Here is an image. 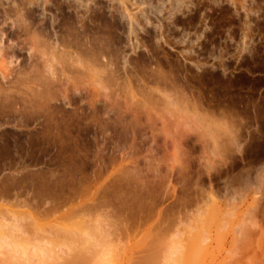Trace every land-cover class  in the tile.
<instances>
[{
    "label": "rangeland",
    "instance_id": "1",
    "mask_svg": "<svg viewBox=\"0 0 264 264\" xmlns=\"http://www.w3.org/2000/svg\"><path fill=\"white\" fill-rule=\"evenodd\" d=\"M0 224L30 264H92L94 227L105 264L178 230L181 264H264V0H0Z\"/></svg>",
    "mask_w": 264,
    "mask_h": 264
},
{
    "label": "bare ground",
    "instance_id": "2",
    "mask_svg": "<svg viewBox=\"0 0 264 264\" xmlns=\"http://www.w3.org/2000/svg\"><path fill=\"white\" fill-rule=\"evenodd\" d=\"M177 1H179V0H177ZM8 7V6H7ZM25 7V6H24ZM177 8V7H176ZM20 11V10H19ZM17 12H18V10H17ZM27 12V11H26ZM19 13V12H18ZM129 13V12H128ZM15 14V13H14ZM20 14V13H19ZM24 14V13H23ZM132 15V14H131ZM20 16H21V14H20ZM133 16V15H132ZM16 17V16H15ZM23 17V16H22ZM18 19V18H17ZM27 22V21H26ZM22 23V22H21ZM133 31V30H132ZM71 36V35H70ZM56 38V39H55ZM55 38H52L53 39V41H54V39H55V43H53L52 42V44L50 43V45L52 46H57V45H60V41H59V38H57V37H55ZM2 40V39H1ZM50 40V39H49ZM52 41V40H51ZM11 42V41H10ZM45 43H47V42H45ZM69 44V43H68ZM18 46V45H17ZM61 47V46H60ZM17 48V47H16ZM30 48V47H29ZM62 48V47H61ZM2 49V48H1ZM39 49V48H38ZM45 50V49H44ZM90 50V49H89ZM4 51V50H3ZM39 51V50H38ZM41 51V50H40ZM46 52V51H45ZM45 52H43V53H45ZM50 53L48 54L47 52V54L48 55H50L51 54V52L52 51H49ZM88 52V51H87ZM11 53V52H10ZM30 53V52H29ZM42 53V56L43 55H45V54H43ZM47 54H46V56H47ZM54 53H52V55H50V57H52V59H54L53 57L55 56V55H53ZM2 56V55H1ZM18 56V55H17ZM39 56H40V54H39ZM46 56H44L43 58L44 59H42V60H44L45 62H47V61H49V59H51L50 57H46ZM102 56V55H101ZM57 57V56H56ZM58 58V57H57ZM71 58V57H70ZM38 59H40V58H38ZM40 59V60H41ZM40 62V61H39ZM94 64V63H93ZM44 66V65H43ZM97 67V66H96ZM76 68V67H75ZM37 69V68H36ZM47 69V68H46ZM53 69V68H52ZM56 69V68H55ZM103 70V69H102ZM82 72V71H81ZM101 72V71H100ZM2 73V72H1ZM54 73V72H53ZM103 73V72H102ZM6 75V74H5ZM1 77H2V75H1ZM94 77V76H93ZM92 77V78H93ZM45 78V77H44ZM80 79V78H79ZM107 80V79H106ZM94 81V80H93ZM118 81V80H117ZM63 82V81H62ZM46 85V84H45ZM48 86V85H47ZM55 87V86H54ZM112 87V86H111ZM47 88V87H46ZM166 101V100H165ZM180 107V106H179ZM215 141H217V140H215ZM198 224V223H197ZM240 224V223H239ZM238 224V225H239ZM193 226L195 227V225L193 224H189L188 225V229L192 232V231H195V228H197V225H196V227L195 228H193ZM236 226H237V224H236ZM246 226V225H245ZM2 227H4V226H1V224H0V241H6L8 244H6L7 246H9V247H11V249H13V250H15V252H18L19 254H21V256L23 255L25 258L24 259H26V260H28L29 261V264L31 263L30 261V259H32L33 258V261L32 262H35V260H34V256H36V257H39L41 260H45L46 258L48 259L50 256L52 257V255L54 254L53 252L54 251H51V248H46V247H44V246H42V248L39 246V245H37V246H39V247H37V246H35V245H33L32 244V246H34V249H35V253H34V255H28V249H29V246L28 247H26V244L24 243V242H15V241H9V240H7L9 237H7V236H5V234H4V232L2 231ZM190 227V228H189ZM240 227H242V226H240ZM5 228V227H4ZM4 228H3V230H4ZM11 228H13V227H11ZM10 228V229H11ZM90 228V227H89ZM95 228V227H94ZM93 228V229H94ZM83 229V228H82ZM92 229V230H93ZM98 229V228H97ZM96 229V230H97ZM105 229V228H104ZM194 229V230H193ZM238 229H239V227H238ZM244 229V228H243ZM6 230V229H5ZM17 230V229H16ZM85 230H88V229H85ZM92 230H91V233H92ZM96 230H94V231H96ZM236 231V230H235ZM238 231H240V230H238ZM11 232V231H10ZM14 232V231H13ZM99 232V231H98ZM107 232V231H106ZM105 232V233H106ZM91 233H89V231H86L85 233H83L84 234V236H86V239H87V241L85 242L86 243V245H87V243H88V248H87V250H88V252H86V253H91L92 254V256H91V263L92 264H105L106 262H107V260L109 259V257H112V256H110V254L111 253H109L110 252V250H111V248L109 247V246H111L110 245V240H108L107 238H102L101 237V235H99V236H96V237H93L92 236V234ZM194 232H192V234H193ZM104 234V233H103ZM77 235V234H76ZM96 235V234H95ZM106 235V234H105ZM107 235H108V233H107ZM181 235H182V230H178L176 233H174L172 236H170V237H168V239L167 240H165L164 241V243H163V251H165V252H163V256H164V258L163 257H161V258H163V260L162 261H164V264H165V262H166V264H176V262L177 263H179L178 262V260L180 259V258H182V256L181 255H183L184 253H183V245H182V243H181ZM7 237V238H6ZM16 237V236H15ZM107 237V236H106ZM18 238V237H17ZM197 238H198V236H197ZM15 239V238H14ZM27 239V238H26ZM83 239H85V238H83ZM85 239V240H86ZM204 239V238H203ZM81 240V239H80ZM17 241V240H16ZM73 241H74V239H73ZM107 241H109L108 243H107ZM29 242V241H28ZM1 243V245H2V242H0ZM4 244V243H3ZM6 245H3V246H6ZM3 246H2V248H3ZM47 246V245H46ZM112 246H114V245H112ZM111 246V247H112ZM49 247V246H48ZM51 247V246H50ZM1 248V249H2ZM45 248V249H44ZM185 248V247H184ZM6 249H8V248H6ZM52 250H53V248H52ZM53 254H52V253ZM52 255H51V254ZM32 254H33V252H32ZM14 255V254H13ZM16 255H17V253H16ZM156 255V254H155ZM13 257V256H12ZM22 258V257H21ZM113 258V257H112ZM111 258V259H112ZM20 259V258H19ZM38 258H36V261H38L37 260ZM51 259V258H50ZM178 259V260H177ZM22 260V259H21ZM21 260H19V261H21ZM28 261H26L27 263H28ZM22 263V262H21ZM20 263V264H21ZM27 263H25V260H24V262L22 263V264H27ZM163 263V262H162ZM179 264H181V263H179Z\"/></svg>",
    "mask_w": 264,
    "mask_h": 264
}]
</instances>
